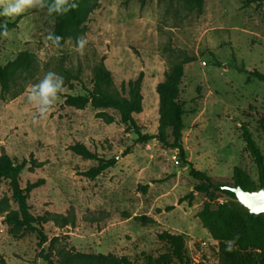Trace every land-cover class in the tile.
<instances>
[{"label":"rangeland","instance_id":"1","mask_svg":"<svg viewBox=\"0 0 264 264\" xmlns=\"http://www.w3.org/2000/svg\"><path fill=\"white\" fill-rule=\"evenodd\" d=\"M250 2L205 0L198 14L189 12L182 0H146L144 5L142 0H99L78 36L89 41L83 55L76 51L77 39L59 47L49 44L55 18L44 9L0 15V26L9 27V36L0 42L2 66L24 51L35 60L30 69L15 75L5 99L0 86V159L7 155L19 163L27 161L20 177L23 188L45 180L28 196L34 216L73 208L76 225L61 229L47 224L50 240L60 237L68 248L82 253L127 256L133 264H191L197 252L220 263L218 241L208 249L198 247L201 240L213 238L197 214L206 202L216 209L236 201L218 192L195 193L192 201L185 197L200 183L191 177L192 167L229 185L235 184L239 169L246 182L259 186L258 166L246 148L243 127L264 156V83L248 81L240 68L264 73V0ZM170 44L197 58L185 66L179 95L186 112L183 144L188 163L156 139L137 143L115 110L107 111L108 123L91 106L78 110L65 105V95L95 88L94 74L101 63L111 74L114 95L127 96L123 87L128 90L143 72V110L134 117L143 134H157L156 87L175 62L165 51ZM49 71L64 78L65 91L43 119L28 102L27 89ZM76 143L105 159L118 157V162L95 180L81 176L97 162L70 151ZM32 161L44 165L30 171ZM18 212L9 182L0 181V264H47L42 252L59 264L55 249L49 243L40 246L36 234L15 238L10 233L6 217ZM164 232L184 238L182 260L159 238Z\"/></svg>","mask_w":264,"mask_h":264},{"label":"trees","instance_id":"2","mask_svg":"<svg viewBox=\"0 0 264 264\" xmlns=\"http://www.w3.org/2000/svg\"><path fill=\"white\" fill-rule=\"evenodd\" d=\"M146 0H142L144 5ZM189 12L201 14L205 4V0H182ZM250 3L263 0H250ZM53 0H46L47 4H51ZM70 3L75 2L78 7L63 15L53 14L55 18L54 30L52 33L62 37L60 46L64 45L68 40H76L82 31L83 25L88 21L89 16L99 7V0H69ZM48 12L47 8H44ZM7 31L9 29L6 26ZM3 37V28L0 30V42ZM51 44V41H49ZM53 46V45H52ZM169 52V56L175 58V62L165 72L164 81L160 82L156 91L159 95V131L155 135L143 134L142 128L136 122L135 115L140 114L143 110L142 83L144 73L141 72L136 81L128 84V90L123 87V91H127V96H119L111 93V74L101 63L95 70L94 89L84 87V93L78 95H65V105L78 110H84L91 106L98 110L97 117L105 118L110 123L107 111L115 110L119 113L122 124L127 129L134 132L137 136V143H147L156 139L162 144L178 151L179 157L188 163L186 159L183 131L185 130L184 115L185 110L179 102L181 92V83L184 77L185 66L197 60L195 56L189 55L187 51L176 50L172 44L165 48ZM34 57L27 51L21 52L17 58L6 66L1 64L0 55V86L2 98L9 91L15 75L20 71L30 69L34 65ZM241 72L248 74V81L257 79L264 83V73L257 70L247 71L240 68ZM168 131H170L168 133ZM243 139L246 148L256 161L259 170V186L246 182L241 176V170L236 169L234 176V185L220 183L208 176L205 172L194 169L190 170V175L196 181L200 182L194 186L193 191L185 197L192 199L195 193H212L218 192L230 199L236 201L233 203H224L216 209L212 208L211 201L204 204L203 209L197 214L203 227L207 229L212 238L219 242L220 245V264H264V214L254 215L247 208L242 206L235 195L227 187H242L246 191H258L264 188V156L257 149L256 142L247 127H243ZM75 155L80 156L84 160L96 161L97 165L89 170L82 172L80 175L90 180H95L108 169L115 167L118 157L105 159L97 152L90 150L83 143H76L69 147ZM128 154V150L125 152ZM28 163L14 161L5 155L0 159V181L9 182L12 196L19 205V212L8 214L5 222L10 227V233L15 238H22L28 233L36 234L39 245L43 246L49 243L51 249H55L58 253L59 264H133L127 256H118L115 254L102 253H82L75 248H68L62 243L63 239L54 237L49 239L45 226L52 223L57 228L74 227L76 225V215L73 208L64 214L45 212L41 216H34L31 213L30 206L27 203L28 196L35 189L44 185L45 180L39 179L36 182H28L25 188L21 185V174L26 169ZM43 163H35L32 161L29 170L43 167ZM144 191L148 189V185L142 188ZM138 221L151 222L150 218H136ZM154 222V220H153ZM161 240L167 241L179 260H182L184 238L181 235H173L167 232L159 234ZM228 241L233 242V250L227 251ZM41 258L47 264H56L49 255L41 253Z\"/></svg>","mask_w":264,"mask_h":264},{"label":"clouds","instance_id":"3","mask_svg":"<svg viewBox=\"0 0 264 264\" xmlns=\"http://www.w3.org/2000/svg\"><path fill=\"white\" fill-rule=\"evenodd\" d=\"M0 7L3 9L0 15L14 17L32 8H47L49 15H63L76 9L78 5L75 2L70 3L69 0H53L51 4H47L46 0H0ZM0 27L3 28V35L8 37L6 25ZM47 39L51 41L53 46L59 47L62 37L50 32ZM88 42L86 36L78 37L76 51L83 55ZM27 91L28 102L35 106L40 118L46 119L54 111L60 95L65 91L64 78L53 71H49L38 83L30 84ZM227 244L226 250L232 251L233 242L228 241Z\"/></svg>","mask_w":264,"mask_h":264},{"label":"water","instance_id":"4","mask_svg":"<svg viewBox=\"0 0 264 264\" xmlns=\"http://www.w3.org/2000/svg\"><path fill=\"white\" fill-rule=\"evenodd\" d=\"M235 193L238 202L251 214H264V188L258 191H246L242 187H227Z\"/></svg>","mask_w":264,"mask_h":264},{"label":"built area","instance_id":"5","mask_svg":"<svg viewBox=\"0 0 264 264\" xmlns=\"http://www.w3.org/2000/svg\"><path fill=\"white\" fill-rule=\"evenodd\" d=\"M217 244H218V242L214 239H212L211 242L206 241V240H201L198 247L202 248V249H208L211 246L217 245ZM191 264H220V263L219 262L214 263L210 260L209 257H204V256L198 254V252H197L193 257Z\"/></svg>","mask_w":264,"mask_h":264}]
</instances>
